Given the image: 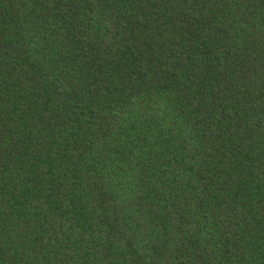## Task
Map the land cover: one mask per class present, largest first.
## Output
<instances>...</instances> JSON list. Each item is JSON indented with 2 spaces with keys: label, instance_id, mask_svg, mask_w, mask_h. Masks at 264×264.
Wrapping results in <instances>:
<instances>
[{
  "label": "trees",
  "instance_id": "1",
  "mask_svg": "<svg viewBox=\"0 0 264 264\" xmlns=\"http://www.w3.org/2000/svg\"><path fill=\"white\" fill-rule=\"evenodd\" d=\"M0 264H264V0H0Z\"/></svg>",
  "mask_w": 264,
  "mask_h": 264
}]
</instances>
